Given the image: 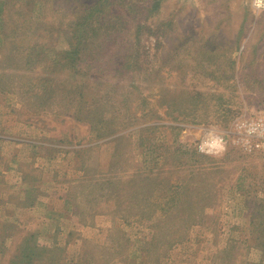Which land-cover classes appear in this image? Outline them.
I'll return each instance as SVG.
<instances>
[{"label":"rangeland","instance_id":"1","mask_svg":"<svg viewBox=\"0 0 264 264\" xmlns=\"http://www.w3.org/2000/svg\"><path fill=\"white\" fill-rule=\"evenodd\" d=\"M95 2L0 0V264H264V1Z\"/></svg>","mask_w":264,"mask_h":264},{"label":"trees","instance_id":"2","mask_svg":"<svg viewBox=\"0 0 264 264\" xmlns=\"http://www.w3.org/2000/svg\"><path fill=\"white\" fill-rule=\"evenodd\" d=\"M103 1H105V0H96V2H95L96 4L93 3L92 6H91L90 13L92 14L93 11L96 12V10L97 11H100L101 10V6H103ZM85 4H87V3L85 2ZM102 9H103V7H102ZM90 13L87 14V15H82V16H80V18L86 19L88 16H90ZM87 22L88 21L86 20L85 23L84 22H79V21H76V23H75L74 20H71V24H70L71 27L69 29V34H71L72 39H75V43H74V47H73V45H71V47H72L71 50L72 51L71 50H68L65 53V55L62 56V58L60 59V61H58V63L63 68H67L69 66L75 67L78 64V61H80V62H82L83 60H84V62L87 61L86 60L87 59L86 56H84V58H83V56H81V55L78 54V50H80L79 44L85 43V42L80 41V40L82 38H85V40L88 41V39H89V36H87V34H86L87 33V27H86ZM97 27H99V24H97ZM78 34H81L82 37H79ZM85 45H83V46H85ZM44 80L46 81L45 82V85L48 84V86H50L49 79L44 78Z\"/></svg>","mask_w":264,"mask_h":264},{"label":"built area","instance_id":"3","mask_svg":"<svg viewBox=\"0 0 264 264\" xmlns=\"http://www.w3.org/2000/svg\"><path fill=\"white\" fill-rule=\"evenodd\" d=\"M264 0H257L259 4H261ZM249 139L246 142H250L251 140H258L256 146H260V148L264 149V119L257 118V119H249L247 120L246 127L244 128Z\"/></svg>","mask_w":264,"mask_h":264}]
</instances>
